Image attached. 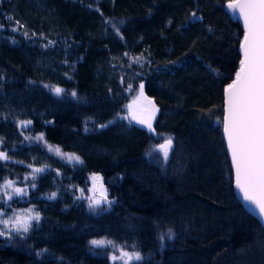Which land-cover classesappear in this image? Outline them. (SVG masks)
Here are the masks:
<instances>
[{"label":"trees","instance_id":"trees-1","mask_svg":"<svg viewBox=\"0 0 264 264\" xmlns=\"http://www.w3.org/2000/svg\"><path fill=\"white\" fill-rule=\"evenodd\" d=\"M228 2L0 0V151L10 157L0 183L28 189L0 208L41 217L24 238L0 237V264H122L112 248L90 245L103 237L129 252L135 244L143 259L132 264H264V223L237 195L224 135L225 91L245 36ZM140 84L161 111L154 132L130 116ZM44 85L66 91L57 97ZM41 133L83 163L25 139ZM166 133L174 147L156 161L150 148ZM35 168L46 171L33 189ZM93 175L114 201L98 212L77 199L79 189L100 198L89 191ZM169 228L174 236L161 241Z\"/></svg>","mask_w":264,"mask_h":264},{"label":"snow or ice","instance_id":"snow-or-ice-1","mask_svg":"<svg viewBox=\"0 0 264 264\" xmlns=\"http://www.w3.org/2000/svg\"><path fill=\"white\" fill-rule=\"evenodd\" d=\"M226 8L233 13L239 12L243 17L246 27V35L242 45L244 52V60L241 61L240 72L236 74V80L228 86V123L225 126L227 133L228 147L231 150L232 161L236 170V183L244 192V199L250 202L258 209L260 215L264 217V0H229ZM193 19H199L196 13H191ZM11 19V18H10ZM19 24V21H16ZM111 23L114 31L119 34L120 29L115 23ZM121 24L123 21L120 22ZM171 23V21H169ZM2 27V26H0ZM18 29H13L16 31ZM27 36V32L24 33ZM49 43H52L49 41ZM47 46V45H45ZM128 55V53H125ZM135 62L139 63L140 58H134ZM49 88L50 92L60 97L65 93V89L55 85H44ZM131 88V86H129ZM144 85L140 84V94L143 95ZM70 95L73 98L77 97V93L72 91ZM157 111L153 106V113ZM141 124H147L150 130L152 129L151 117L145 121H138ZM18 124L27 128L32 124L31 120L18 121ZM107 125H100L106 127ZM26 140L32 139L37 142H44L49 151H54L62 160L68 163L82 164L83 161L79 156L71 153H62L60 149L47 145L43 141V133L36 137H25ZM172 147V140L168 138L163 144L158 145L157 151L162 152L163 159L167 161L169 151ZM10 157L6 152L0 151V161H7ZM31 168V165H29ZM46 168H35L32 174L31 188L35 189L36 173H42ZM58 174V173H57ZM28 177H25L27 180ZM95 186V182L101 178L93 175L90 177ZM81 195L77 199H87L89 208L92 210L101 209L102 205H107L108 208L114 203L108 199L107 192L102 188L99 199L89 196H84V190L79 189ZM89 191H92L90 189ZM26 198L28 189L17 187L16 182L3 178V183H0V200L10 208L8 203L13 200V197ZM57 197L56 192L47 195V199L54 200ZM40 213L34 208H29L17 212L13 210L11 216H6L3 209H0V237L12 239L13 236L24 238L28 235L33 227V221L39 223ZM165 236L171 239L174 233L171 228L165 233H161L160 239L164 240ZM93 249L96 248H112L114 252L110 259L115 262L122 261V264H132L133 261H141L143 259L139 251L135 250L136 245L130 247L133 251L126 250L128 245H120L116 241L103 237L100 239H92L89 241Z\"/></svg>","mask_w":264,"mask_h":264},{"label":"rangeland","instance_id":"rangeland-1","mask_svg":"<svg viewBox=\"0 0 264 264\" xmlns=\"http://www.w3.org/2000/svg\"><path fill=\"white\" fill-rule=\"evenodd\" d=\"M153 106H155V109H157V111H155L154 113H153ZM146 107H148V110L144 112V109ZM129 109H130V116L132 119L139 118L142 113H145V116H144L145 121H147L151 117L152 129H154L155 124L157 122V119L161 114L159 107L150 98H148L144 93H143V95H141L140 90L135 95V97L131 100ZM143 126L147 127V124L145 123V124H143ZM155 137L157 138V140H156V143L151 146L150 151H149V156L156 161L165 162V160L163 159L162 152H159L156 149H157L158 145L163 144L166 139L171 138L172 147H171V150L169 151V155H170V153L174 147V138H173L172 134H168V133L161 134V135H155ZM169 155H168V157H169ZM39 156H42V155H39ZM39 156H37V157H39ZM42 159H43V161L45 160L44 157ZM45 161H47V159ZM102 188L105 190V184H104V180L102 178L99 181L95 182V186H94V184H92V191L93 192L101 194ZM89 196L95 197L91 193H89ZM95 198H97V197H95ZM97 199H99V198H97ZM0 209H3V208H0ZM27 209H29V208H27ZM13 210H16L17 212L21 211V209H18V208H13ZM13 210H10V211L4 210L5 215L11 216ZM100 210L101 209H96V210H92V211L98 212ZM34 222L35 221H33L32 223H34Z\"/></svg>","mask_w":264,"mask_h":264},{"label":"water","instance_id":"water-1","mask_svg":"<svg viewBox=\"0 0 264 264\" xmlns=\"http://www.w3.org/2000/svg\"><path fill=\"white\" fill-rule=\"evenodd\" d=\"M228 10H229V9H228ZM229 11H230V10H229ZM230 12H232V11H230ZM232 13H233V12H232ZM234 14H236V15L240 18V20H241V22H242V24H243V26H244V28H245V35H246V27H245V24H244L243 17L239 14V12H236V13H234ZM244 38H245V36H244ZM243 43H244V39H243L242 45H243ZM242 54H243V58H242V61H243V60H244V52H243V48H242ZM240 69H241V67L239 68L238 72H240ZM238 72H237V73H238ZM235 80H236V77H235V79L232 81V83H233ZM232 83H231V84H232ZM229 85H230V84H229ZM229 85H228V86H229ZM228 86L226 87V91H225L226 101H225V116H224V135H225V138H226L227 146H228V139H227V133H226V131H225V126H226V124L228 123V116H229V113H228ZM228 150H229L230 157H231V160H232V154H231V150L229 149V147H228ZM232 164H233V161H232ZM233 169H234V176H235V187H236V192H237L238 197L244 202L246 208H247V209H248L253 215H255L256 217H258L259 219H261V220L263 221V223H264V217H262V216L260 215L258 209H256L254 205H252L250 202H248L247 200L244 199V192H243V190H242L240 187L237 186V183H236V170H235V166H234V164H233Z\"/></svg>","mask_w":264,"mask_h":264},{"label":"flooded vegetation","instance_id":"flooded-vegetation-1","mask_svg":"<svg viewBox=\"0 0 264 264\" xmlns=\"http://www.w3.org/2000/svg\"><path fill=\"white\" fill-rule=\"evenodd\" d=\"M148 110V107H146L144 109V112ZM144 116H145V113H142L141 116L139 118H137V122L140 121V120H144ZM139 123V122H138Z\"/></svg>","mask_w":264,"mask_h":264}]
</instances>
